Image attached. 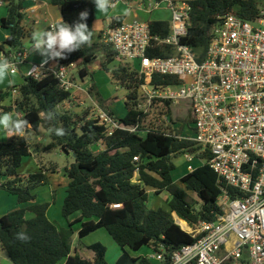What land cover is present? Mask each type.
Instances as JSON below:
<instances>
[{
	"label": "trees",
	"instance_id": "trees-1",
	"mask_svg": "<svg viewBox=\"0 0 264 264\" xmlns=\"http://www.w3.org/2000/svg\"><path fill=\"white\" fill-rule=\"evenodd\" d=\"M27 1L5 0L7 15L1 19V26L10 30V35L0 44V53H4L8 60L14 57H9L6 48L19 53L26 39L32 42V33L24 23ZM51 3L59 7L61 22L69 25L78 19L81 11L87 9L89 16L84 22L93 31L91 45L68 53L67 59H59V65L68 68L80 65V77L85 78L92 74L90 66L102 53L105 61L101 69L109 72L117 53L110 45L100 42V35L99 41L94 37L93 0H51ZM190 4L191 26L180 42L191 47L200 62L205 59L213 31L223 16L233 14L251 22L258 19L264 7L261 0H190ZM120 22L121 19L114 21L115 24ZM150 25L153 34L167 37L170 33L167 21L152 20ZM173 54V48L167 45H155L148 53L151 58H167ZM111 75L115 83L127 92L123 117L106 105L95 84L91 86L90 93L101 109L125 126L137 127L136 132L116 129L108 135V128L99 125L97 120L85 121L73 111L61 110V105L70 100L72 93L64 91L53 74L41 79L31 75L24 77L23 83L16 87L19 97L9 106L3 105V102L11 89H0V114L20 113V118L31 125L22 132L23 135L0 142V176L5 179L0 190L17 196L20 204H31L0 216L1 248L13 264H109L107 248L100 242L87 246L94 254L93 259L86 258L79 250H73L72 237L77 225L81 228L80 240L99 229H105L110 234L122 250L115 264H158L149 255L133 254L144 247L153 253L163 251L166 258L164 264H167L175 251L197 240L176 223L173 213L180 218H177L178 222L184 220L190 227H196L201 222H215L223 213L218 199L227 186L211 168L210 153L202 152L201 146L181 137L179 131L168 133L147 123L148 114L138 109L141 101L138 89L143 79L133 66L119 65L112 69ZM153 83L179 84L180 80L155 76ZM165 104L166 107L171 105L169 101ZM49 110L53 111L55 126L63 127L67 135L59 137L49 131L51 125L41 115ZM191 122H194V116ZM41 128L49 134L51 141L43 148L33 144L28 137ZM99 144L104 145L103 150L95 149ZM32 149L34 153L61 149L73 154L74 162L64 169L69 179L61 211L66 226H59L49 219L47 211L51 204L37 202L34 193L35 189L49 182V175L57 171V165L52 168L40 165L36 172L29 174L19 171L24 159L32 155ZM186 154L196 155L205 163L185 175L178 184L172 176L176 169L173 159ZM135 157L138 161L134 160ZM148 189H154L156 195L162 192L170 195L167 210L148 207ZM28 212L32 218L27 217ZM76 214L79 217L70 221ZM20 232L30 239H17Z\"/></svg>",
	"mask_w": 264,
	"mask_h": 264
},
{
	"label": "built area",
	"instance_id": "built-area-1",
	"mask_svg": "<svg viewBox=\"0 0 264 264\" xmlns=\"http://www.w3.org/2000/svg\"><path fill=\"white\" fill-rule=\"evenodd\" d=\"M120 2L129 11L146 15L162 7L171 12L167 37L153 34L150 20L133 18L118 24L113 20L100 32V42L113 47L119 60L133 64L143 79L139 110L148 113L156 102L190 101L193 135L183 138L210 153L211 168L227 186L218 199L223 213L217 221L190 227L188 232L197 240L175 251L167 264H264V7L251 22L233 14L223 16L200 62L197 53L180 42L191 26L190 0H110V8ZM155 45L171 46L174 54L151 58L148 53ZM25 57L23 49L9 60L15 72ZM50 74L64 91L73 94L81 89L71 80L69 68L59 64L36 66L31 76L41 79ZM155 76L177 78L180 83L156 84ZM94 117L108 128V135L116 129L138 131L100 107ZM186 158L191 162V155ZM188 169L193 171L192 166ZM149 258L166 262L163 251Z\"/></svg>",
	"mask_w": 264,
	"mask_h": 264
},
{
	"label": "rangeland",
	"instance_id": "rangeland-1",
	"mask_svg": "<svg viewBox=\"0 0 264 264\" xmlns=\"http://www.w3.org/2000/svg\"><path fill=\"white\" fill-rule=\"evenodd\" d=\"M1 8H3L4 11H7V3L4 2V6H2ZM126 9H128V7ZM142 18L148 21L149 20L152 21L158 18L162 19L163 21H167L169 23L172 21L171 12L167 10L165 7H162L160 10L155 11L152 15H146ZM105 19H106L105 14H102L96 11V22L94 26L102 27L103 26L102 20H105ZM104 61H105V58L103 54L100 53L98 55V59L96 60V62L90 66V71L92 74L86 77L85 81L95 82V86L97 90L100 92L101 96L104 98V100L110 99L111 104L113 103L112 105L114 106V109L112 110L118 116H124L126 113V110L124 108V101H125L124 95H125L126 90L123 87L118 86L115 83V81L112 78L111 71L113 68L118 67L119 65L128 64L130 66H133V64L123 62L116 57L115 62L109 66L111 70L108 72L104 69H101V64ZM79 70H80V65H75V67H72L69 69V76L71 80L76 83H79V82L81 83V80H83V78L80 77ZM90 90H91V87L88 88L86 92L76 93L74 95L75 99L71 100L72 103H71L70 111H73L74 113L79 115L80 118L82 117L85 121L94 120L95 118L94 114L96 113V108L100 107L96 98L93 97V95L90 93ZM89 95L92 97V99L89 98L90 97ZM108 104L110 105L109 102H106L107 106H109ZM61 109L63 110V108ZM147 114H148L147 116L148 124L152 123L154 124L155 127H161L162 130H165L168 133L172 131V133L175 134L176 132L179 131L181 133L180 134L181 137H187L189 136V134L191 133L193 129V122H191V119H193L194 115L192 113L191 103L189 100H182L179 103H173L169 107H166L165 103L156 102L155 104H153V106L151 107V109L148 111ZM28 137L30 138V141H33L35 144H40L43 147L47 146L51 142L49 138V134L47 132H43L42 134L32 133V134H29ZM9 140L10 139L8 137V134L3 131H0V142H7ZM95 149L98 150L99 147ZM32 154L36 155L37 153H34L32 149ZM193 157H194L193 159L194 161L192 162L185 160L184 155L175 157L173 159V162L175 165H177V168L175 171H173L172 173L173 176L178 177V174L181 171L183 172L188 171L189 166H192L193 168H197L205 163V161L201 160L198 156L193 155ZM50 158L52 159L53 162H50V161L48 162L47 161L48 158L46 157H44V161L42 162L40 159L38 160L40 164H42L45 168H52L54 163L59 164L60 169H62L61 171L62 173L58 174L59 176L57 177L55 176L52 180H58V179L64 180L65 178H67L65 177L66 175H65L64 169L69 166L70 162H73V154L70 153V158H69V157H66L65 155H61L57 151V149H51ZM34 159L30 160V162L26 165L27 169L34 170L35 165L37 163L39 164L37 159H35V162H33ZM4 181H5L4 177L0 176V185ZM66 188H64L63 191H65ZM34 193L37 196V202H49L51 204L50 206L53 205V212L54 211L56 212V209H59L58 201L60 202L61 200H59L58 198H57L58 200L56 199L57 202L56 200H54V198L52 200L51 186L49 183L38 187L37 189L34 190ZM4 194H1V197L4 196ZM166 195L170 197L169 194H162L161 196L160 195L155 196L154 193L150 191L149 200H148V202L150 203L149 205L150 208H154V209L162 208V209L167 210L168 201L165 199ZM12 197H15V196H12ZM155 200H156V205L151 206ZM2 208H4V210H11L12 208L11 203L10 202L6 203V201H4L3 199H0V212L1 210H3ZM29 214L30 213L28 212L27 215ZM81 242L83 245H87V246H90L91 244L96 243V242H100L104 244L107 248V261L109 264L116 263V260L118 258L116 255V252L117 254L122 253L121 248L116 244V242L113 240V238L110 236V234L105 229H99L89 234ZM74 245L76 247L80 246L78 239L74 242ZM82 250H83L82 254H84L83 256H85L86 258H88L90 254L92 253L91 250L83 249V247H82ZM0 253L4 258L7 259V261L12 263L6 251H4L1 248V244H0ZM152 253L153 251L151 249H149L148 247H144L140 251L133 253V254L135 256H146V255L148 256V255H151ZM2 259L3 258L0 257V263L3 262Z\"/></svg>",
	"mask_w": 264,
	"mask_h": 264
},
{
	"label": "crops",
	"instance_id": "crops-1",
	"mask_svg": "<svg viewBox=\"0 0 264 264\" xmlns=\"http://www.w3.org/2000/svg\"><path fill=\"white\" fill-rule=\"evenodd\" d=\"M4 2H5V0H4ZM2 6H4V4L0 6V44H2L7 39V37L10 35V30L4 29L1 26V19L4 18L7 15V11H4L3 8H1ZM126 6H127L126 4L120 2L115 7L109 8L110 11L106 15V19L102 20V25H103L102 27H97V26L95 27L94 26V24L96 22V7H95V21L93 23V30H94V37L96 38L97 41H99L100 32L103 29H105L107 26H109L112 23L113 20L115 21V20L121 19V21H123V20L128 21V20H131L133 18L143 19L142 17L146 16L145 13H142V12H139V11L138 12H133L132 10L129 11V9H126L127 8ZM126 10L129 11V15H127V16L124 15ZM25 15L26 16H25V22L24 23L29 28L31 33H33L35 30H38V29L39 30H46L51 25H56L57 23L62 21V15H61L59 7L52 5L51 0H36V1L28 0L27 1V9L25 10ZM155 20H162V19L158 18V19H155ZM23 49L26 50V57L22 61V63L18 65V68H17V71H16V76H15V80H16L15 85L12 86V87L7 86V84L0 85V89L3 90V91H7V90L11 89L10 90L11 93L9 94V96H7L6 100L3 102V105H5V106H9V105L13 104L14 101L19 97V92L16 89V87L23 83L24 77L29 76L28 73H29L30 70H31V73H32L36 66L48 65L50 67H57L58 64H59V62H58L59 59L58 60H49L46 64H42V60L44 59V57H42L39 53H32V42L29 39L25 40V46H24ZM6 52L9 53V57L10 58L16 56V54H17L16 52L11 51L8 48H6ZM72 67H75V65H72ZM72 67H70V68H72ZM85 78H83V80H81V83L79 82L80 84L78 83L81 86V89L78 90V91H75L72 94L70 100L66 101L64 104L61 105V108H63V110L69 111L71 109V103H72L71 100L75 99L74 95L76 93L86 92V90L88 88H90L91 85L95 84V82H93V81H92L93 83L89 82V81H85ZM126 94H127V92L125 91L124 98L126 97ZM89 98L92 99L91 96ZM105 101L110 103V105L108 104L109 105L108 107L111 110L114 109V106L112 105L113 103L111 104V100L110 99H107ZM124 108H125V105H124ZM11 113H13L14 118H16L17 116L19 118L21 117L20 113H17V112H11ZM120 117H123V116H120ZM192 131H193V129H192ZM192 131L189 134V136L193 135ZM43 132H46V131L41 128L38 133L42 134ZM15 135H17V134H13L11 137H9V136L8 137H9V139H11ZM18 135H23V133H20ZM32 143L35 144L33 141H32ZM37 145H39L41 148H43L42 145H40V144H37ZM98 147H99L98 150H103L104 149V145L103 144H99ZM57 151L61 155H65L66 157L70 158V154H67V153L63 152L61 149H57ZM50 152H51V150L50 151L49 150L41 151L40 154L39 153H37L36 155L32 154L29 157L25 158L23 163H22V166H21V168L19 170L20 173L29 174V173L36 172L40 168V165L43 166L42 164H40L38 159H40L41 162H42V161H44V157L48 158V160H47L48 162L49 161L53 162L52 159L50 158ZM43 153H45V154H43ZM186 155H188V154H186ZM186 155H184V158H185V160L189 161L188 158H186ZM191 157H192V160H191V162H192V161H194L193 159H194L195 156L193 157L191 155ZM31 158H33V159L35 158L39 162V164L37 163L35 165L34 170H29V169L26 168V165L30 162V160H33ZM35 159H34L33 162H35ZM73 162H74V157H73ZM73 162H70L69 165L72 164ZM55 165H57L58 169H57V171L55 173H52V174L49 175V182L48 183L51 186L52 200H53V196H54V200H56L58 198L61 201L60 202L58 201L59 209H56V212L54 211L55 212L54 213L53 212V205H52V206L49 207V209L47 211V215H48V217H49V219L51 221L56 222L59 226H66L67 223H66L65 219L63 218L61 211H62V206H63V203H64V199H65V197L67 195V192H66L67 188L66 187H68L69 179L65 178L64 180H59V179L58 180H52L55 176L57 177V176H59L58 174L62 173L61 172L62 169H60L59 164L58 163H54L53 166H55ZM175 166L177 168V165H175ZM59 169H60V171H59ZM194 169H196V168H193V170ZM31 171H33V172H31ZM189 172H191L189 169L186 172L181 171L178 174V177H175L172 174L173 180L176 183L179 184L181 179L185 175H187ZM65 177H67V176H65ZM62 178H64V177H62ZM64 188H66L65 191H63ZM147 191H148L149 194H150V191L153 192L154 195L156 196L154 189H148ZM0 193L1 194L5 193L4 196H2V197H1V194H0V199H3L4 201H6V203L10 202L11 206H12L11 210H4V208H2L3 210H1L0 216H3V215H5V214H7V213H9V212H11L13 210H16V209L20 208V207H27V206L31 205V204H24V205L20 204L19 201H18L17 196H15V195L7 192V191L0 190ZM162 194H168V193L167 192H162L160 194V196ZM12 196H15V197H12ZM165 199L168 201L170 199V197H168L166 195ZM57 200H56V202H57ZM148 200H149V197H148ZM54 204H55V202H54ZM149 205H150V203L148 202V207L150 208ZM155 205H156V200L154 201V203L151 206H155ZM151 209H154V208H151ZM27 217L28 218H32V214L27 215ZM78 217H79V214H76V215H74L73 217L70 218L71 219L70 221H73V220H75ZM173 217H174L175 221L178 222L177 218H179V217L175 213H173ZM182 221L184 222V223H182V225L184 227H186V225H187V228H184L178 222L179 225L181 226V228L183 230L188 232V229L190 228L189 224L186 221H184V220H182ZM80 229L81 228L78 225L74 227V234H73V237H72V248H73V250L76 249L77 251L79 250V253H82V251H83L82 247H83V249H88V248H87V245H83L82 242H81L84 238L82 240L79 239V231H80ZM77 239L79 240V243H80V246H78V247H76L74 245V242ZM116 255L119 258L121 253L117 254V252H116ZM0 257L3 258L2 259L3 262H1L0 264H13L12 261H11L12 263L7 261V259L4 258L1 255V253H0ZM93 257H94V254L91 253L88 258L89 259H93Z\"/></svg>",
	"mask_w": 264,
	"mask_h": 264
},
{
	"label": "clouds",
	"instance_id": "clouds-1",
	"mask_svg": "<svg viewBox=\"0 0 264 264\" xmlns=\"http://www.w3.org/2000/svg\"><path fill=\"white\" fill-rule=\"evenodd\" d=\"M96 11L107 15L111 7L110 0H93ZM129 11H125L128 15ZM89 12L87 9L79 13L78 19L69 25L65 22L58 23L52 30H35L32 33V53H39L44 59L42 64L49 60L67 59L68 53L78 51L84 45H91L93 31L89 30L86 21ZM31 75V70L28 73ZM16 72L8 58L0 53V85L12 87L15 85ZM42 117L50 123L49 131L54 132L56 136L63 137L67 135L63 127H56L53 123V111L41 113ZM56 115V114H55ZM31 127L29 121L21 119L18 116L14 118L13 113L5 112L0 114V131H3L11 137L13 134H20ZM17 239L28 241L30 239L25 233H17Z\"/></svg>",
	"mask_w": 264,
	"mask_h": 264
},
{
	"label": "bare ground",
	"instance_id": "bare-ground-1",
	"mask_svg": "<svg viewBox=\"0 0 264 264\" xmlns=\"http://www.w3.org/2000/svg\"><path fill=\"white\" fill-rule=\"evenodd\" d=\"M180 223V225H182V223H184L183 221H180L179 222ZM186 225V224H185ZM183 226V225H182ZM184 227V226H183ZM184 228H187V225H186V227H184Z\"/></svg>",
	"mask_w": 264,
	"mask_h": 264
},
{
	"label": "water",
	"instance_id": "water-1",
	"mask_svg": "<svg viewBox=\"0 0 264 264\" xmlns=\"http://www.w3.org/2000/svg\"><path fill=\"white\" fill-rule=\"evenodd\" d=\"M177 224H179L178 222H176Z\"/></svg>",
	"mask_w": 264,
	"mask_h": 264
}]
</instances>
